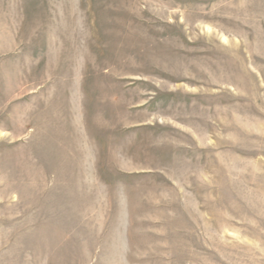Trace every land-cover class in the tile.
Returning a JSON list of instances; mask_svg holds the SVG:
<instances>
[{
    "label": "rangeland",
    "instance_id": "374dc122",
    "mask_svg": "<svg viewBox=\"0 0 264 264\" xmlns=\"http://www.w3.org/2000/svg\"><path fill=\"white\" fill-rule=\"evenodd\" d=\"M0 264H264V0H0Z\"/></svg>",
    "mask_w": 264,
    "mask_h": 264
}]
</instances>
